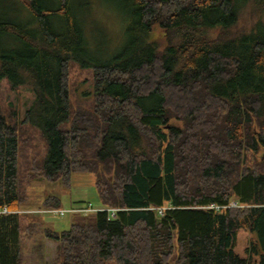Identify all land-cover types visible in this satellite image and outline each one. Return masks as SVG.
<instances>
[{
    "label": "trees",
    "instance_id": "1",
    "mask_svg": "<svg viewBox=\"0 0 264 264\" xmlns=\"http://www.w3.org/2000/svg\"><path fill=\"white\" fill-rule=\"evenodd\" d=\"M6 1L0 91L34 100L22 119L0 101V208L20 212L0 215V264H22V215L61 209L27 189L73 172L116 215L47 232L55 264H264V0H108L130 16L109 55L69 0ZM73 64L94 88L76 105ZM240 230L257 235L245 258Z\"/></svg>",
    "mask_w": 264,
    "mask_h": 264
},
{
    "label": "rangeland",
    "instance_id": "2",
    "mask_svg": "<svg viewBox=\"0 0 264 264\" xmlns=\"http://www.w3.org/2000/svg\"><path fill=\"white\" fill-rule=\"evenodd\" d=\"M44 6L57 8L58 0H41ZM71 10L83 22L86 38L95 54L109 55L118 52L126 43V29L130 23L129 14L114 2L108 0H69ZM8 1L0 0V11H8ZM160 42L164 43L161 33H157ZM100 55V56H101ZM90 69H82L79 65H72L69 70V85L71 103L76 105L84 99V95L93 92L92 75ZM34 95L30 87L21 86L14 92L7 86L0 91V101L3 109L15 117L22 119L31 107ZM15 111V112H13ZM23 131L38 137L35 130L29 127ZM37 141V139H36ZM37 149L43 151V144L37 141ZM25 150V149H24ZM23 150V151H24ZM264 160V157L262 158ZM28 198L36 208L47 207L46 201L50 198L60 200V208L73 209L79 205L92 203L99 206L100 201L95 188V177L85 172H73L68 179L56 182L43 181L27 189ZM232 206H236L232 203ZM47 210L32 211V215H22L23 227L22 264H55L57 244L50 240L47 232L62 233L68 231L74 224L87 220L95 223L97 213H66L61 216L57 213H46ZM32 232L29 233V227ZM28 227V228H27ZM257 239L256 233L240 230L237 236L235 252L242 258L247 257L246 249L250 239Z\"/></svg>",
    "mask_w": 264,
    "mask_h": 264
},
{
    "label": "built area",
    "instance_id": "3",
    "mask_svg": "<svg viewBox=\"0 0 264 264\" xmlns=\"http://www.w3.org/2000/svg\"><path fill=\"white\" fill-rule=\"evenodd\" d=\"M98 211H107L110 215V217H114L116 215V210L115 209H102V208H98L96 206H94V204L92 203H88L85 205H81V206H77L73 209L70 210H64V209H58V210H47L46 213H57L60 214L61 216L65 215L66 213H83V214H88L91 212H98ZM20 212L18 211H12L10 209H8L7 207L5 208H0V215H5V214H18ZM160 213H162V210H160Z\"/></svg>",
    "mask_w": 264,
    "mask_h": 264
},
{
    "label": "crops",
    "instance_id": "4",
    "mask_svg": "<svg viewBox=\"0 0 264 264\" xmlns=\"http://www.w3.org/2000/svg\"><path fill=\"white\" fill-rule=\"evenodd\" d=\"M27 215V214H26ZM28 215H32V214H28Z\"/></svg>",
    "mask_w": 264,
    "mask_h": 264
}]
</instances>
